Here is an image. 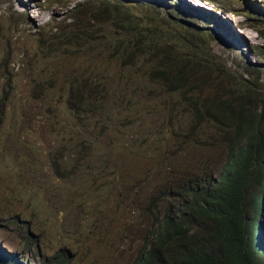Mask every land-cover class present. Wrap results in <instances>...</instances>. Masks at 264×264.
I'll use <instances>...</instances> for the list:
<instances>
[{
  "label": "rangeland",
  "instance_id": "obj_1",
  "mask_svg": "<svg viewBox=\"0 0 264 264\" xmlns=\"http://www.w3.org/2000/svg\"><path fill=\"white\" fill-rule=\"evenodd\" d=\"M37 1L0 0V252L9 264H51L62 249L71 256L68 264H133L149 233L150 214L156 215L150 204L159 189L180 187L189 175L215 179L226 164L210 115H203L201 132L193 134L195 119L181 92L157 81L159 72L165 69L174 79L182 72V91L190 86L184 96L201 112L206 96L224 101L240 93L236 76L264 91V61L253 56L256 46L264 49V23L253 13L264 0H212L221 12L214 15L210 4L198 0ZM100 2H120L129 15L94 17ZM82 4L87 6L80 11ZM185 6L206 11L213 22L182 13ZM167 13L183 15L192 36L170 45L172 59L165 61L151 53L165 39L156 27L167 26L161 22ZM113 23L126 31L128 46L143 42L132 50L135 61L120 59ZM146 24L152 35L142 30ZM145 45L154 48L138 55ZM202 46L211 55L208 67L201 52L198 58ZM213 57L235 80L220 73ZM84 72L94 80L104 76L88 97L104 110L101 144L110 141L109 149L91 157L92 170L85 169L90 156L75 158L84 137L68 123L74 117L62 101L67 76ZM16 215L33 223L31 232L47 256L43 263L36 251L33 257L24 252L25 232Z\"/></svg>",
  "mask_w": 264,
  "mask_h": 264
},
{
  "label": "trees",
  "instance_id": "obj_2",
  "mask_svg": "<svg viewBox=\"0 0 264 264\" xmlns=\"http://www.w3.org/2000/svg\"><path fill=\"white\" fill-rule=\"evenodd\" d=\"M86 6L87 4H82L79 10L86 9ZM119 7L125 11H120ZM75 11L78 13L77 8ZM112 11L118 12V18L123 14L129 15L126 13L128 8H123L120 2L115 5L100 2L91 14L103 19L108 18ZM177 13H167V16L161 18L162 25L165 27L166 23L167 26L156 29L165 39L152 51L151 56L160 53V59L168 61L172 59V53L168 49L170 45L174 46L175 43L181 46L192 36L183 26V22L186 23L184 16ZM113 26L121 41L115 47L120 50V59L135 61L137 54L132 50L135 45L143 42L128 46L123 35L126 31L116 23H113ZM151 27V24H146L142 30L152 35ZM188 27L191 28V24H188ZM166 28L168 33L165 32ZM134 29L130 28L128 31ZM148 45L139 50L138 55H144L146 50L154 48H148ZM51 47L52 43L49 48ZM259 49L260 47L256 57L264 61V49ZM200 52L205 58L203 64L208 67L212 64L211 55L206 47L202 46L198 53L200 60ZM216 61L217 58L213 57L214 66L220 68V62ZM197 66L200 67L199 62L195 63V67ZM220 73L235 80V76L228 70L220 68ZM246 75L252 77V72ZM91 76L93 75L88 72L74 77L67 76L68 85L62 96L63 103H68L69 113L74 117L68 118V123L84 137L81 140L84 145L79 144V149L75 150V158L82 161L84 156H90L85 165V169L89 170H92L94 165L91 157L96 156L99 148H108L110 145V141L103 140V147L100 141L105 136V123L100 124L103 107L96 97H88V94L94 93L91 85L100 84L99 80L104 76H99V80L91 79ZM177 77L174 79L165 69H161L157 81H162L169 90L181 92L188 105L186 110L195 119L193 134L201 132L198 125L203 115H210L217 133L214 143L225 149L226 164L215 179L206 175L201 178L189 175L180 187L172 184L165 190L159 189L150 204L156 215L151 216L149 213L151 227L143 247L138 249L133 264H264V249L260 247L257 228L264 213V91L256 88L252 79L241 80V76H236L239 79L236 87L240 89V93H229L228 100L224 101H221L219 96V99L213 100L206 96L203 98L205 110L201 112L193 98L184 96L190 91V86L186 84V90L182 91L185 87V83L180 82V79L185 80L183 73L179 72ZM52 80L55 81L54 78L49 79L50 86L54 84ZM64 135H68L69 142L72 141L70 132H65ZM71 150L72 148H68V151ZM68 158H71L70 152ZM20 183L23 185L22 180ZM93 188L95 190V187ZM19 217L15 216V222L21 225L19 229L23 235L25 232L24 252L33 257L32 253L36 251V257L43 263L47 256L42 255L41 244L31 232L33 223ZM1 219L0 217V221ZM70 257L68 252L62 249L49 260L51 264H68ZM7 260L8 257L0 252V264H9Z\"/></svg>",
  "mask_w": 264,
  "mask_h": 264
},
{
  "label": "clouds",
  "instance_id": "obj_3",
  "mask_svg": "<svg viewBox=\"0 0 264 264\" xmlns=\"http://www.w3.org/2000/svg\"><path fill=\"white\" fill-rule=\"evenodd\" d=\"M14 2H19V0H13ZM21 2L23 1V0H20ZM33 1H37V0H33ZM198 1H204V2H206V3H208V4H210L212 7H213V12H212V15H214V14H216V12H218V13H220L221 14V12L220 11H216V7H215V5H214V3H213V1L212 0H198ZM38 2V1H37ZM40 5V4H39ZM197 6H198V4H196ZM203 9H204V7H203ZM182 10H183V12H188V14H192V15H194V17H196V18H198V17H201V18H205L204 20H210L211 22H213L212 21V18H211V16H209V13H206V11H204L205 12V14H201L200 12H198L197 11V9L196 8H194L193 6L192 7H189V6H185L184 8H182ZM21 13H23V12H21ZM253 13L256 15V16H258L259 18H258V20H259V22H263L264 23V7L262 8V9H254L253 10ZM187 14V13H186ZM223 23H226V21H224ZM232 32H230V34H231ZM224 34L225 35H227V33L226 32H224ZM219 36V35H218ZM220 37V36H219ZM220 38H222V37H220ZM236 46H239V45H236ZM236 46H234V47H236ZM261 49V48H260ZM259 49V50H260ZM255 52H254V54H253V56H255L256 57V52H258V46H256L255 47ZM256 58H260V57H256ZM261 59V58H260ZM264 214V213H263ZM263 214H262V216H263ZM262 216L260 217V219H261V222H260V219H259V224H258V234H259V236H260V247L262 248V249H264V220L262 219ZM263 239V240H262Z\"/></svg>",
  "mask_w": 264,
  "mask_h": 264
}]
</instances>
